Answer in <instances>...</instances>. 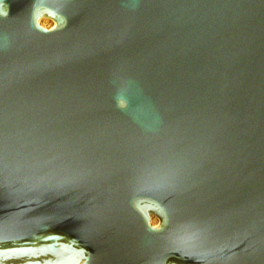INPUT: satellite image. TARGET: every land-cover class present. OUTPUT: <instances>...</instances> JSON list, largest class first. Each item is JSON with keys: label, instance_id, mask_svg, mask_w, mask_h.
Listing matches in <instances>:
<instances>
[{"label": "water", "instance_id": "water-1", "mask_svg": "<svg viewBox=\"0 0 264 264\" xmlns=\"http://www.w3.org/2000/svg\"><path fill=\"white\" fill-rule=\"evenodd\" d=\"M0 264H264V0H0Z\"/></svg>", "mask_w": 264, "mask_h": 264}]
</instances>
